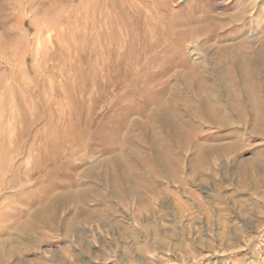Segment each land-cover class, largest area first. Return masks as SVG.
Listing matches in <instances>:
<instances>
[{
	"label": "rangeland",
	"instance_id": "obj_1",
	"mask_svg": "<svg viewBox=\"0 0 264 264\" xmlns=\"http://www.w3.org/2000/svg\"><path fill=\"white\" fill-rule=\"evenodd\" d=\"M0 178V264H264V0H0Z\"/></svg>",
	"mask_w": 264,
	"mask_h": 264
},
{
	"label": "bare ground",
	"instance_id": "obj_2",
	"mask_svg": "<svg viewBox=\"0 0 264 264\" xmlns=\"http://www.w3.org/2000/svg\"><path fill=\"white\" fill-rule=\"evenodd\" d=\"M8 154V153H7ZM13 155V154H12ZM0 184L4 185V181L0 178Z\"/></svg>",
	"mask_w": 264,
	"mask_h": 264
}]
</instances>
